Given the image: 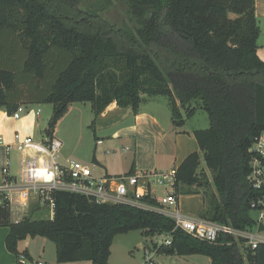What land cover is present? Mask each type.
<instances>
[{
  "label": "trees",
  "instance_id": "obj_1",
  "mask_svg": "<svg viewBox=\"0 0 264 264\" xmlns=\"http://www.w3.org/2000/svg\"><path fill=\"white\" fill-rule=\"evenodd\" d=\"M117 5L126 7L118 26L105 17ZM258 36L254 0H0V110L11 116L22 105L50 104L45 136L52 139L72 104H89L97 118L113 102L136 114L142 96L166 97L172 125L182 128L197 102L209 126L192 133L198 151L176 169L174 194L199 195L202 220L251 231L250 202L261 193L247 180L249 149L264 130ZM53 197L52 219H33L34 205L19 223H6L9 253L27 258L18 243L40 237L54 244L57 264H109L113 239L141 231L148 239L171 234L169 246L152 244L158 255L264 264V244L250 250L222 232L208 243L159 212L66 192ZM142 202L160 208L152 197Z\"/></svg>",
  "mask_w": 264,
  "mask_h": 264
},
{
  "label": "crops",
  "instance_id": "obj_2",
  "mask_svg": "<svg viewBox=\"0 0 264 264\" xmlns=\"http://www.w3.org/2000/svg\"><path fill=\"white\" fill-rule=\"evenodd\" d=\"M254 14L259 29L256 54L264 62V28H262L264 27V23L262 24V21H264V0H254ZM142 100L136 114H133L130 108H118L113 102L97 118L93 116L92 127L95 143L89 161L92 173L94 167L101 169V171L98 170L99 174H93L94 177H118L128 174L131 169L134 173L167 174L170 171H176L188 155L198 151L197 143L192 134L196 129L188 126V121L191 118L186 121L182 128H175L171 122L169 104L166 105L159 97L142 96ZM27 106L22 105L19 107L20 110L17 111L19 119L17 120L13 119L12 115H8L4 109L0 110V138L4 144L11 143L15 132L20 133L22 136H29L34 140L35 134L39 130L38 120L40 114L35 115L36 111L29 109ZM89 110L91 111L90 105ZM58 124L53 137L59 140L57 137ZM19 159V155L14 152L10 156V173L16 177L20 175ZM6 160L4 145H0V183L2 181L1 169ZM149 186V190L154 196L157 187L152 184ZM174 209L183 217L199 218V213L202 210L201 197L199 195L177 196ZM6 216L5 220L0 217V264H57L55 256L51 257V249L48 247L49 241L40 237H27L18 243V252L20 254L26 252L28 254L27 258L22 255L16 257L9 253L5 248V238L9 232L6 223H14V217L8 210H6ZM133 232L118 235L113 239L109 264H111L115 240L122 238V236L129 240L130 237L128 236ZM117 240H119V243L125 242L124 239ZM137 247L144 251V255H146L145 252L150 251L158 260L177 257L155 254L145 242L139 240ZM125 251L131 256V251L126 248ZM21 257H24L23 262H21ZM188 257H191L190 259L193 261L192 258L202 256ZM147 260L149 261L147 264H159L157 261L152 262L150 256Z\"/></svg>",
  "mask_w": 264,
  "mask_h": 264
},
{
  "label": "built area",
  "instance_id": "obj_3",
  "mask_svg": "<svg viewBox=\"0 0 264 264\" xmlns=\"http://www.w3.org/2000/svg\"><path fill=\"white\" fill-rule=\"evenodd\" d=\"M39 114L40 111L37 110L35 115ZM11 117L17 120L19 114L15 112ZM0 145H4L7 158L1 169L0 209L11 211L13 215L19 217L17 219L22 218L32 205L46 208L50 214L49 219H52L55 208L54 193L66 192L83 196L95 204L129 205L159 212L171 218L175 228L208 243H214L218 234L222 232L244 239V247L250 250L256 249L259 244H264V238L251 231H234L225 225L200 218H186L178 213L174 209L177 201L173 190L175 171L167 174L144 172L96 178L88 165L72 160L62 162L60 155L62 142L54 137L50 139L44 135L36 142L29 136L15 132L11 143L4 144L0 138ZM13 152L20 157L19 177L10 173V156ZM249 153L251 154L250 173L247 180L253 190L261 193L260 197L250 202L251 208L258 213L256 220L258 227L259 220L264 219V130L254 138ZM150 184L163 188L164 195L159 198L153 196L149 190ZM144 197L154 198L160 208L143 203ZM170 208L174 210L169 211ZM17 219L14 223L21 221ZM159 237L161 240L154 243L157 247L171 244V234L159 235ZM23 261L24 257H21V262Z\"/></svg>",
  "mask_w": 264,
  "mask_h": 264
},
{
  "label": "rangeland",
  "instance_id": "obj_4",
  "mask_svg": "<svg viewBox=\"0 0 264 264\" xmlns=\"http://www.w3.org/2000/svg\"><path fill=\"white\" fill-rule=\"evenodd\" d=\"M118 7L111 8L105 13V17L111 20L113 23L117 24V26L124 20L125 15V8L122 5H117ZM264 21H262V24ZM264 28V27H262ZM4 59H6V56H3ZM4 64H7L8 62H5ZM9 66H12L9 64ZM8 66V67H9ZM161 101L166 103L168 105V100L166 97H159ZM169 106V105H168ZM191 106L193 108H196L195 115L188 121V126L191 128H194L196 130H204L207 129L209 126L207 114L198 106L197 102H192ZM29 107L34 111L39 110L40 111V117L38 120V131L35 134L34 141L38 142L40 139H42L45 135V129L47 127V123L51 117V105L50 104H41L36 105L32 104ZM169 108V107H168ZM92 120L93 115L92 112L89 110V104H72L71 107L68 109L67 113L64 115V117L59 121L58 124V133L57 137L62 142V149L60 151L61 161L64 162L65 160H72V161H78L85 165H89L91 168L90 158L92 154V149L95 143L94 135H93V127H92ZM57 128V126H56ZM104 141H106L104 139ZM62 152V154H61ZM201 169H204V165H201ZM92 170V169H91ZM98 170L101 171V169L94 167L92 174H99ZM165 190L163 188H156L155 189V196L156 198L162 197L164 195ZM34 205L30 207V209L24 213V216H27L30 213L31 208ZM40 211L37 212L32 218L33 219H48L50 217L49 211L46 208H39ZM173 210V208H170V211ZM11 214L12 212L9 211ZM14 221L19 218L16 215H13ZM22 217V218H23ZM252 217L257 220L258 213H252ZM20 218V219H22ZM17 219V220H20ZM263 226H264V219L259 220ZM140 231H135L130 234V239L128 240L126 237L122 236V238L117 239H124L125 242L119 243V240H115L114 246H113V256L111 258V264H147L148 262H145L148 257H151L152 262H158L159 264H209V259L206 257H196L192 258L194 259L191 261V257H167L163 258L162 260L156 259V257L149 252H145L146 255H144V251L141 249H138L137 242L138 240L141 242H145L147 246L152 249V244H154L156 241H160L161 237L156 236L152 239L145 238ZM251 233L257 234L258 236L264 238V232H257V226L251 230ZM51 253V257L53 258L55 256V246L53 243L48 242ZM124 246V247H123ZM125 248L129 251H131V256L126 253ZM49 253V254H50ZM129 256V258H128ZM89 263V262H88Z\"/></svg>",
  "mask_w": 264,
  "mask_h": 264
},
{
  "label": "water",
  "instance_id": "obj_5",
  "mask_svg": "<svg viewBox=\"0 0 264 264\" xmlns=\"http://www.w3.org/2000/svg\"><path fill=\"white\" fill-rule=\"evenodd\" d=\"M257 232L259 233L264 232V226L261 223L257 227Z\"/></svg>",
  "mask_w": 264,
  "mask_h": 264
}]
</instances>
